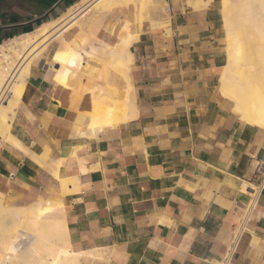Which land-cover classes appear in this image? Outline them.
Returning <instances> with one entry per match:
<instances>
[{
    "label": "crops",
    "instance_id": "0c3cea01",
    "mask_svg": "<svg viewBox=\"0 0 264 264\" xmlns=\"http://www.w3.org/2000/svg\"><path fill=\"white\" fill-rule=\"evenodd\" d=\"M81 1L0 0V49ZM149 3L75 27L92 5L30 59L14 142L0 138L3 204L52 203L79 264H219L250 210L229 264H264V128L221 91L223 0ZM98 110L118 121L94 126Z\"/></svg>",
    "mask_w": 264,
    "mask_h": 264
},
{
    "label": "bare ground",
    "instance_id": "6f19581e",
    "mask_svg": "<svg viewBox=\"0 0 264 264\" xmlns=\"http://www.w3.org/2000/svg\"><path fill=\"white\" fill-rule=\"evenodd\" d=\"M146 1L149 3V0ZM143 2L82 0L78 9L66 17L2 46L0 50L4 60L0 61V93L10 79L11 97L7 103L0 105V138L14 142L9 133L10 122L23 94L33 47L45 45L52 35L67 25L68 19H73L92 5L105 11L130 4L142 8L145 5ZM222 13L227 40L222 94L235 102V110L243 119L264 128V0H223ZM123 36L122 51L132 41L130 34L128 38L125 34ZM16 60L19 62L16 63ZM73 61L80 66L83 59L67 53H61L57 58L60 66ZM64 77L61 75L59 79ZM116 120L98 110L93 125L101 126ZM51 206L50 202H37L24 208L7 207L0 201V264H79V254L73 249L65 223L44 214ZM22 239L26 240L24 247H21Z\"/></svg>",
    "mask_w": 264,
    "mask_h": 264
},
{
    "label": "built area",
    "instance_id": "2783aa9c",
    "mask_svg": "<svg viewBox=\"0 0 264 264\" xmlns=\"http://www.w3.org/2000/svg\"><path fill=\"white\" fill-rule=\"evenodd\" d=\"M3 58L1 51H0V59ZM11 80L9 79V82ZM9 82L7 83L6 87L0 93V105H4L7 103L9 98L11 97L10 86H8ZM258 175L260 177V186L264 187V159L260 162L258 167ZM250 210L244 215V217L237 223L235 227V231L233 233V239L231 243V247L229 252L224 257V259L219 262V264H229V258L233 251L236 250L237 246L239 245L240 241L242 240L243 235L248 231V225L250 221Z\"/></svg>",
    "mask_w": 264,
    "mask_h": 264
},
{
    "label": "rangeland",
    "instance_id": "374dc122",
    "mask_svg": "<svg viewBox=\"0 0 264 264\" xmlns=\"http://www.w3.org/2000/svg\"><path fill=\"white\" fill-rule=\"evenodd\" d=\"M145 2H147L146 0H144V4L145 5H143V7L142 8H139V11L141 12V13H144L146 10H147V8L149 7V5H150V3H145ZM134 5V4H133ZM136 7H137V9H138V7H139V5H135ZM102 13V11L101 10H99V9H97V7H91L90 9H88L87 11H85L84 13H82L81 15H79V17H77L76 18V20H78L77 21V24H76V26L75 27H82L85 23H86V21H88V20H90V19H93V18H95L96 16H98V15H100ZM43 46L44 45H37V46H35V47H33L32 48V50H31V53H30V55H29V58H31L32 59V61L34 60V59H37L40 55H41V50H42V48H43ZM37 47V48H36ZM35 48V49H34ZM29 50V49H28ZM1 51V54L3 55V51L2 50H0ZM4 60V58H1L0 59V61L2 62ZM19 62V60H16V63H18ZM26 62H29V61H26ZM0 201L3 203V197H1L0 196ZM25 242H26V240H24V239H22L21 240V247H24V244H25Z\"/></svg>",
    "mask_w": 264,
    "mask_h": 264
}]
</instances>
